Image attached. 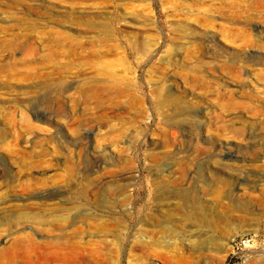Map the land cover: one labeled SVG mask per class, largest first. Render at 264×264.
Masks as SVG:
<instances>
[{"label":"rangeland","instance_id":"374dc122","mask_svg":"<svg viewBox=\"0 0 264 264\" xmlns=\"http://www.w3.org/2000/svg\"><path fill=\"white\" fill-rule=\"evenodd\" d=\"M0 264H264V0H0Z\"/></svg>","mask_w":264,"mask_h":264},{"label":"bare ground","instance_id":"6f19581e","mask_svg":"<svg viewBox=\"0 0 264 264\" xmlns=\"http://www.w3.org/2000/svg\"><path fill=\"white\" fill-rule=\"evenodd\" d=\"M188 194L190 195V193L188 192ZM189 195H187V196H189ZM191 196H193L192 195V193H191ZM191 196H189V197H191ZM186 197V196H185ZM184 197V198H185ZM194 198V197H193ZM197 198V197H196ZM195 199V198H194ZM193 199V202L194 201H196V199L194 200ZM197 199H199V198H197ZM185 200H187V199H185ZM189 200V199H188ZM190 202V201H189ZM197 203H199V202H197ZM197 203H195V206H196V204ZM201 205V204H200ZM203 207V206H202ZM195 210V215H196V217L198 218V219H203L204 218V215H203V213H202V208L198 205V206H196V208L194 209Z\"/></svg>","mask_w":264,"mask_h":264}]
</instances>
